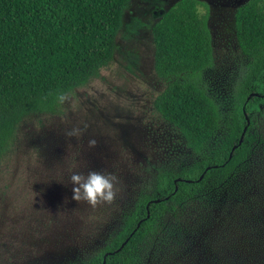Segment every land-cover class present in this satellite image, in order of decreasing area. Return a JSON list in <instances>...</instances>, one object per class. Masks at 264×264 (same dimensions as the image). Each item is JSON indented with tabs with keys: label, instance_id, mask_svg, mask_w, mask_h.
Wrapping results in <instances>:
<instances>
[{
	"label": "rangeland",
	"instance_id": "374dc122",
	"mask_svg": "<svg viewBox=\"0 0 264 264\" xmlns=\"http://www.w3.org/2000/svg\"><path fill=\"white\" fill-rule=\"evenodd\" d=\"M174 1L128 0L112 60L64 94L56 112L31 113L16 126L0 161V264H83L157 170L176 171L196 157L152 104L164 83L153 69L151 26ZM202 1L213 59L201 80L226 112L246 62L233 26L245 0ZM252 119L262 140L228 187L180 221L168 218L136 264H264V103ZM74 127L80 134L68 136ZM70 168L113 173V201L73 200Z\"/></svg>",
	"mask_w": 264,
	"mask_h": 264
},
{
	"label": "trees",
	"instance_id": "16d2710c",
	"mask_svg": "<svg viewBox=\"0 0 264 264\" xmlns=\"http://www.w3.org/2000/svg\"><path fill=\"white\" fill-rule=\"evenodd\" d=\"M127 1L0 0V161L25 116L56 112L64 94L112 60ZM233 26L246 62L224 112L201 80L213 59L207 4L175 0L152 24L153 69L164 83L152 104L196 157L176 171L157 170L150 189L139 192L118 229L83 264H101L103 258L104 264L138 263L168 218L180 221L208 205L261 142L252 111L264 103V0L237 6ZM243 108L249 123L238 144L246 124ZM224 113V132L217 135Z\"/></svg>",
	"mask_w": 264,
	"mask_h": 264
},
{
	"label": "clouds",
	"instance_id": "9594fccd",
	"mask_svg": "<svg viewBox=\"0 0 264 264\" xmlns=\"http://www.w3.org/2000/svg\"><path fill=\"white\" fill-rule=\"evenodd\" d=\"M63 99V97H61ZM81 130L72 128L66 134L68 136H78ZM95 140H90L89 145L94 146ZM74 167V166H73ZM68 182L72 187V199L80 202L83 200L90 206H95L99 202L111 203L116 195V176L111 172H101L89 169L86 173L75 171L70 168Z\"/></svg>",
	"mask_w": 264,
	"mask_h": 264
},
{
	"label": "water",
	"instance_id": "95a60500",
	"mask_svg": "<svg viewBox=\"0 0 264 264\" xmlns=\"http://www.w3.org/2000/svg\"><path fill=\"white\" fill-rule=\"evenodd\" d=\"M251 95H257V93L252 92V93H250L249 96H251ZM249 96H248L247 98H249ZM260 96H264V92H263ZM243 113H244V117H245L246 124L244 125V127H243V129H242V131H241V134H240L239 139H238V142H237L238 144L242 141L243 134H244V132H245L246 126H247V124L249 123V118H248V116L246 115V113H245V111H244V108H243ZM235 146H236V145H233L232 148H231V150H232ZM230 156H231V151H230L229 154H228V157H230ZM206 168H208V167H206ZM201 177H202V174L199 176L198 179H200ZM177 180H179V178H177ZM174 189H176V187H175ZM165 198H167V196H166ZM150 201H152V202H158L159 199L156 198V199H152V200H150ZM147 215H148V209H147ZM140 221H141V219L136 223L135 228L138 227ZM134 230H135V229H134ZM131 234H132V232L130 233V235H131ZM127 240H128V237H126V238L124 239V241L121 242V244L119 245V247H118L117 249H115L114 251H118V250L123 246V244H124ZM110 253H112V252H107V254H110ZM104 262H105V259L103 258L101 264H104Z\"/></svg>",
	"mask_w": 264,
	"mask_h": 264
}]
</instances>
